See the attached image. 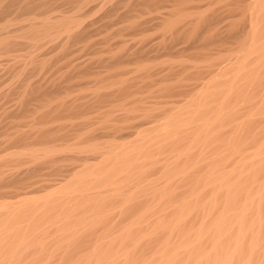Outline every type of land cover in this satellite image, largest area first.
<instances>
[{
	"label": "bare ground",
	"instance_id": "obj_1",
	"mask_svg": "<svg viewBox=\"0 0 264 264\" xmlns=\"http://www.w3.org/2000/svg\"><path fill=\"white\" fill-rule=\"evenodd\" d=\"M0 264H264V0H0Z\"/></svg>",
	"mask_w": 264,
	"mask_h": 264
}]
</instances>
